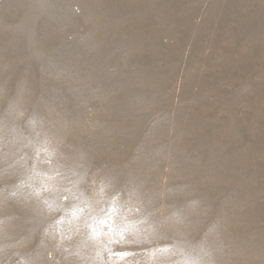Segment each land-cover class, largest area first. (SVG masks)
<instances>
[{
	"label": "rangeland",
	"instance_id": "obj_1",
	"mask_svg": "<svg viewBox=\"0 0 264 264\" xmlns=\"http://www.w3.org/2000/svg\"><path fill=\"white\" fill-rule=\"evenodd\" d=\"M0 264H264V0H0Z\"/></svg>",
	"mask_w": 264,
	"mask_h": 264
}]
</instances>
